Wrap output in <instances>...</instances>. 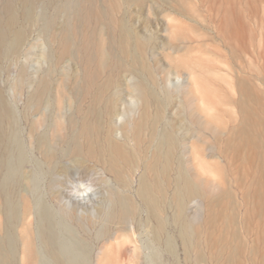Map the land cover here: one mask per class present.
I'll list each match as a JSON object with an SVG mask.
<instances>
[{
    "label": "bare ground",
    "instance_id": "1",
    "mask_svg": "<svg viewBox=\"0 0 264 264\" xmlns=\"http://www.w3.org/2000/svg\"><path fill=\"white\" fill-rule=\"evenodd\" d=\"M99 2L0 0V60H19L31 55L26 53V47L32 35L37 33L44 46L38 57L49 65L42 72L37 86L30 85L33 89L24 108L31 146L41 154L48 167L52 190L60 181H57L56 174L69 173L61 163L63 159H70L73 166L87 175L102 166L119 185V189L109 187L119 203V210L112 212L109 220L119 224L123 231L128 230L129 223L139 211L134 201L126 196L132 188L134 175L143 171L138 195L159 223L155 231L158 239L166 229L161 206L170 198V189L173 188L172 199L179 208L185 252L189 254L192 245L198 248L195 264H203L206 256L200 246H194L199 231L186 217L185 208L188 202L202 195L204 183L185 168L183 159L178 158V152L184 146L179 132L197 137L192 152L204 171L211 166L207 158L217 155L225 158L230 153L236 159H245L241 161L252 167L255 160L262 157L264 139V117L256 108L255 86L247 79H237L240 98L236 105L240 119L234 126L225 121L226 112L221 109V105L230 104L229 97L219 92L216 82L207 76L218 71L219 67L210 59L193 55L195 48L184 50L180 44L171 41L168 48L174 53L184 50L179 58L180 65L178 58L169 56L171 64L176 69L189 70L194 86L185 92V102L180 101L176 121L167 120V110L179 95L165 89V83L171 81L170 73L166 75L159 59L154 65L150 61L151 53L164 46L154 36L141 34L125 10L135 7L144 12L149 4L162 6L165 0H104L106 6ZM241 2L236 0L234 8L240 10ZM51 8L55 9L54 14L49 13ZM75 19L77 26L73 29ZM182 30L178 28V33L173 34L177 41L184 36ZM81 33L85 40L78 43L76 39ZM195 53L209 54L202 48ZM80 54L87 66H94V70L87 69L83 74L85 86L71 89L68 85L70 75L65 72L64 64ZM58 67L62 70L58 71ZM27 72L22 66V87ZM162 73L166 79L160 77ZM128 78L132 79L127 94L131 100L138 101L140 109L135 119L132 116L137 106L125 104L127 96L123 85ZM5 98L0 87V154L5 149V158L8 156V160L3 158L0 164V199H3L0 264H92L70 224L69 218L73 220L77 211L75 209L71 214L68 209L67 193L53 190L52 199L48 201L39 183L40 173H25L29 146L20 132L23 129L17 127L13 107ZM87 100L89 109L83 112ZM195 101L204 109H194ZM187 105L192 108L189 118L185 113ZM15 155L16 160H11L10 156ZM105 179L103 181L108 184ZM15 183L19 193L15 191ZM21 187L31 189V193L23 194ZM257 194L263 201L262 186ZM122 237L124 242L119 240L118 245L130 243L134 247L130 246L128 251H139L138 241L130 232H125ZM112 247H115L113 243L98 264H124L112 256ZM168 247L176 251L171 239Z\"/></svg>",
    "mask_w": 264,
    "mask_h": 264
},
{
    "label": "rangeland",
    "instance_id": "2",
    "mask_svg": "<svg viewBox=\"0 0 264 264\" xmlns=\"http://www.w3.org/2000/svg\"><path fill=\"white\" fill-rule=\"evenodd\" d=\"M241 1L240 10L234 8L236 0H165L162 6L149 4L144 12H139L135 7L125 8L128 10L129 19L141 34L154 36L158 43L161 42L164 46L163 49L157 47L151 53L150 61L154 65L159 59L163 69L166 70V75L170 73L168 77L171 81L165 83V89L179 95V99L167 110V120L176 121L180 101L185 102V92L194 86L190 71L182 67L176 69L169 59V56L178 58L179 64L184 48H195V52L202 48V51H207L209 54L203 56L201 52H194L193 55L210 59L219 67L218 71L207 76L216 82L219 92L229 97L230 104L221 105V109L226 112L225 121L232 122L231 124L236 126L240 119V111L236 105L240 98L236 86L239 78L247 79L255 86L256 108L264 117V0ZM99 3L106 6L104 0H100ZM49 13L54 14L55 9L51 8ZM76 26L75 19L72 23L73 29ZM178 28L183 29L181 35L185 32L179 41L173 38V34L178 33ZM38 38L37 33L33 34L26 47V53L31 55L23 56L19 60H0V87L3 89L5 99L13 107L17 127H20L19 130L23 129L20 132L26 139L27 147L29 146L30 156L27 157L25 173L35 172L37 175L40 173L39 183L48 201L52 199L53 190H63L67 193L68 197H65V200L68 203V209L71 214L75 209L77 211L73 220L72 217L69 218L70 224L75 238L85 248L92 264H98L104 259L106 250L112 243L115 245L111 248L112 256L121 263L124 261V264L134 262L136 264H195L198 248L192 245L189 254L185 252V245L181 238L179 208L177 209L172 199L173 188L170 189V198H167L161 206V215L166 225L165 232L160 236L161 238L156 237L155 231L159 223L138 195L142 170L132 177V188L126 193L139 210L137 216L129 223L127 231H123L119 224L109 220L110 214L119 210L117 198L113 196L114 193L109 187L119 189V185L111 175L105 173L102 166H98L96 172L87 175L73 166L70 159H63L61 163L69 169V173L66 175L57 173L56 179L60 181L53 185L52 190L51 178L47 173L48 167L41 154L31 146L29 124L24 114L30 91L33 89L30 85L33 84V87H36L42 72L49 67L44 59L38 57V53L44 47ZM84 40V34H78L76 41L80 43ZM171 41L180 44L184 50L174 53L168 48ZM33 45L35 48L32 47ZM64 65L65 72L70 75L68 85L71 89L80 85L85 86L82 80L83 74L87 69L94 70V66H87L82 54L67 60ZM22 66H25L28 71L24 87L21 85L20 77ZM59 70L61 71L62 68L58 67ZM166 75L162 73L160 77L166 79ZM59 77L56 78L59 79ZM131 79L125 80L123 85L127 96L125 104L131 103L137 106L138 101L131 100L127 94L130 93ZM89 105L87 100L83 112L89 109ZM201 107L203 106H199L197 101L194 102V109ZM191 110L192 108L187 105L185 112L187 117ZM139 112L140 109L137 106L132 119L138 117ZM120 134L121 132L118 133L119 138ZM179 136L183 139L184 146L179 150L178 158L183 159L185 168L204 183L202 195L197 200L188 202L185 208L186 217L199 231L194 246H200V251L205 254L207 260L203 264H264V200H259L257 194L259 187L264 188V139L262 157L255 160V164H252L253 168L249 163L241 161L245 159H236L235 155L230 153L225 158L218 155L207 158L211 166L204 171L199 167V161L192 152V146L197 137H191L185 131H180ZM11 144L13 148V142ZM11 144L9 143V146ZM4 150L0 154V164L3 158L8 160V156L5 158ZM10 159L15 161L16 155L10 156ZM103 179L107 180L108 184ZM80 181L85 184L83 189L85 193L88 192L89 185L99 188L95 199L86 196L88 203H85L74 196V188H77ZM14 188L19 193L17 183ZM77 190L80 189L77 188ZM20 192L29 194L31 189L21 187ZM2 207L3 199L1 198L0 221H3ZM125 232H130L135 241H138L139 251L132 252L131 249L128 251L130 246L134 247L130 243L118 245L119 240L124 242L122 236ZM170 239L174 242L175 252L168 247Z\"/></svg>",
    "mask_w": 264,
    "mask_h": 264
},
{
    "label": "clouds",
    "instance_id": "3",
    "mask_svg": "<svg viewBox=\"0 0 264 264\" xmlns=\"http://www.w3.org/2000/svg\"><path fill=\"white\" fill-rule=\"evenodd\" d=\"M84 187H85L84 182L80 181L77 184V188L80 190L78 191L77 188H74L73 194H74V196H76L81 201L88 203V200L85 197L90 196L92 199H95L97 197L98 192H99V188L95 185H89L88 192L85 193L83 191Z\"/></svg>",
    "mask_w": 264,
    "mask_h": 264
}]
</instances>
